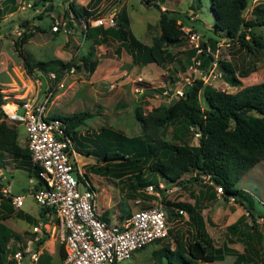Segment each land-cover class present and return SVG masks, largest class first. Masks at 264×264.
<instances>
[{
  "label": "rangeland",
  "instance_id": "rangeland-1",
  "mask_svg": "<svg viewBox=\"0 0 264 264\" xmlns=\"http://www.w3.org/2000/svg\"><path fill=\"white\" fill-rule=\"evenodd\" d=\"M46 1L50 7L42 13L39 9L40 4L35 6L33 0H0V87L4 96L10 95L12 98H25L36 92L42 94L52 89V100L48 111L50 115L58 112L69 114L83 109L90 110L92 115L87 117L77 129L79 137L97 138L104 128L118 130L126 137L142 134L143 130L135 116L136 107L148 111L153 107L169 104L178 98L174 94L175 89L184 87L187 81L195 78L204 76L203 82L206 85L232 93L246 85L264 82V51L257 49L250 52L240 44L227 42L223 38L218 39L214 52H211L212 49L208 46L216 61L212 66L213 68L216 64L213 71L211 68L207 73L204 72L207 75H200V68L195 63L196 59L190 55L193 45L187 41L186 32L191 30L197 33L200 42L204 41L207 44L209 35L206 32L214 23L210 0H201L199 8L197 0H157L161 10L178 11L180 15L189 18V21H186L187 25L183 27L184 46L172 48L178 61L167 64L163 69L151 62L144 63L142 56H138L137 59L140 60L136 59L134 62L130 54L113 38H108L107 43L103 44L98 42L97 38L87 37L83 33V22H75L71 27L66 17L69 3L79 7L87 5L88 9L97 6L99 12L97 10L95 12L99 13L100 18H105L113 10L119 15L124 9L129 18L132 35L142 44L149 46L160 34L159 11L155 7H147L144 0H106L95 5L93 2L88 3L89 0ZM257 1L252 0L245 17L250 15ZM28 2L30 6L27 5ZM190 10L194 12L191 13ZM195 14L205 22L190 18ZM56 17L63 21L58 34L51 31V24ZM28 28L32 29L33 35L24 44L18 45V40ZM254 31L264 42V32L261 27L254 28ZM120 48L121 50L118 51ZM84 54L90 55L98 62L94 73H88L81 66L80 57ZM24 60L33 67V74L27 72ZM218 61L229 62L232 65L235 76L241 79L239 80L242 86L233 87L225 81ZM62 64L68 67L60 70L59 65ZM195 67H198L196 71H194ZM40 68L46 71H41ZM55 68H59V71H55ZM50 74L56 76L52 81L49 80ZM59 82H63V85H58ZM137 87H143L144 92H139ZM164 90L167 92L164 93ZM18 111L21 112L22 109L19 108ZM2 118L6 119L0 105V119ZM15 125L18 142L24 146L26 144L24 126L17 123ZM167 130L165 138L176 142L177 139L172 135L173 125L170 124ZM194 132H190L184 141L188 144H196L198 136ZM77 153L78 167L84 170L85 176L93 184L100 217L106 216L110 222L121 223L126 218L125 214L133 213L147 204L153 207L161 204L167 213L169 225L167 236L145 245L135 251L130 259L116 264H154V251L165 244H168L170 249L175 248V241L178 238L190 240L191 234L196 231L195 224L189 218L191 213L182 216L175 206L169 212L170 209L164 203L167 200L188 204L196 201L205 223L204 230L216 247L229 241V247L241 253L247 249V244L250 242H256V246L259 247L264 246V216H259L264 215V161L257 162L235 183L252 199L257 214L254 220L242 205L233 199L224 198L216 191V186L207 179L188 181L191 175L188 173L173 190H162L158 193L155 188L150 191L145 186L133 192L126 184L122 186L119 183V175L121 179L127 181L131 173L146 167L152 161L138 162L135 170L129 167L123 169L116 164H106L97 160L91 153ZM107 165L112 170H106ZM26 167L22 166L19 159H14L11 154L0 150V190L9 186L11 194H25L23 206L15 208L11 199H7L8 194L2 192L0 221L5 222L22 241L33 237L32 225L40 221L38 212L40 207L29 194L30 187L37 181V175L34 169ZM73 175L75 176L76 172H73ZM156 179L158 183L165 182L164 178L156 176ZM166 185L168 188L173 186L171 183ZM20 210L24 214L27 213L28 218L21 219L16 216V211ZM240 218L244 219L240 233L231 232L227 226ZM248 233L251 234L250 237ZM50 236L49 234L44 238L45 257H48L51 264H63L60 240L56 235ZM20 239L12 238L14 242L11 243L14 244V248L20 243ZM10 252H7L0 264H11ZM234 259V254L226 253L215 263L232 264ZM159 264H166V261L163 259Z\"/></svg>",
  "mask_w": 264,
  "mask_h": 264
},
{
  "label": "trees",
  "instance_id": "trees-1",
  "mask_svg": "<svg viewBox=\"0 0 264 264\" xmlns=\"http://www.w3.org/2000/svg\"><path fill=\"white\" fill-rule=\"evenodd\" d=\"M100 1L102 0H89L88 3L98 4ZM33 2L35 6L40 4L39 9L42 13L50 7L46 0H33ZM251 2L252 0H210L214 23L206 32L209 35L207 44L204 41L200 42L203 50L199 53L195 48L190 50V55L199 61L198 66L203 72L207 73L214 61V57L207 52V48L209 46L212 49L211 52H214L220 38L227 42L238 43L250 52L257 49L264 51V42L254 31V28L261 27L264 32V4L254 5L250 15L245 17ZM144 3L147 7L152 6L159 11L160 34L149 46L142 44L132 35L129 29V18L124 9L119 15L116 13L114 26H108V28L90 26L87 20L90 17H98L99 13L74 3L68 4L66 17L69 18L70 11L74 17L73 21L85 23L86 29L83 33L87 37L97 38L96 40L103 44L107 43L108 38H113L130 54L134 62L138 56H142L144 63L151 62L163 69L167 64L178 61L172 48L184 46L183 27L187 25L186 21H189V18L180 15L178 11L161 10L157 0H144ZM200 5L201 0H197V7L199 8ZM67 21L69 26L74 25L69 19ZM193 27L192 25L191 28ZM58 32L54 31L55 34ZM32 35V29L28 28L18 40V45L24 44ZM120 50L121 48L118 49ZM80 60L81 66L88 73L95 71L98 63L96 59L84 54L81 55ZM24 61L27 72L33 74V67L27 60ZM218 62L225 81L233 87L242 86L235 76L232 65L225 61ZM59 67L61 70L68 65L62 64ZM39 70L46 71L44 68ZM54 70L59 71V68ZM3 101L5 97L0 87V105ZM54 114L67 124V134L80 153H91L97 160L106 164H116L123 169L129 167L135 170L138 162L152 161L146 167L131 173L127 181L121 179L119 175V183L122 186L126 184L131 191L135 192L151 184L158 189L156 176L164 178L166 183L180 184L188 173H191L188 181L202 180V175H205L213 185L221 186V194L224 198L232 197L255 220L257 214L254 211L252 199L235 183L257 162L264 161V82L246 85L232 93L213 88L206 85L201 78H195L183 87V95L169 104H162L148 111L136 107L135 116L143 131L142 134L133 137H126L118 130L104 128L97 138L84 136L81 139L82 137L77 135V129L87 117L92 115L90 110ZM15 124L4 118L0 119V150L11 154L14 159L21 161L22 166H27L26 168L34 169L36 172L38 165L32 161L27 145L19 144ZM170 124L173 125L172 135L177 139L176 142L165 138ZM195 130L200 131L198 141L196 144H188L184 138ZM108 169L112 170L107 165L106 170ZM79 179L82 178L79 177ZM0 196L2 197V190H0ZM7 199L10 200V197L7 196ZM164 203L170 209L169 212L172 211L173 206L190 212L189 218L195 224L196 231L191 234L190 240L176 239L175 248L170 249V246L165 244L154 251V264H159L163 259L166 264H219L215 262L222 259L226 253L235 255L232 264H264V246H256V242L248 243L247 249L241 253L229 247V241L217 247L214 246L204 230L205 223L196 201L193 204L175 203L169 200ZM146 206L151 207L148 204ZM38 212L40 218L44 217L45 212L42 208ZM130 214L125 215L127 217ZM16 216L22 219L28 214L20 210L16 211ZM101 218L108 219L106 216ZM243 222L244 219L240 218L227 227L233 233H240ZM250 236L251 234L248 233V237ZM13 237L20 238L5 222L0 221V262L7 252L14 249L9 245ZM44 238L40 243L44 241ZM60 253L63 259L66 253L62 242ZM10 263L14 264L13 261ZM40 264H51L48 257H45V252L41 255Z\"/></svg>",
  "mask_w": 264,
  "mask_h": 264
},
{
  "label": "built area",
  "instance_id": "built-area-1",
  "mask_svg": "<svg viewBox=\"0 0 264 264\" xmlns=\"http://www.w3.org/2000/svg\"><path fill=\"white\" fill-rule=\"evenodd\" d=\"M27 5L30 6V2ZM115 16L116 12L113 11L105 18L94 17L87 21L90 25L108 28L114 26ZM69 17L70 20L74 18L70 12ZM61 23L63 21L54 18L51 31H59ZM83 24L86 29V24ZM186 36L189 44L197 49V53L203 50L197 33L190 30L186 32ZM207 49V52H210V49ZM215 62L214 60L213 63ZM195 63L198 66L199 61L196 60ZM214 67L210 68L211 71ZM197 68L195 67L194 71ZM199 73L205 74L200 69ZM55 77V74H50L49 80L52 81ZM201 79L205 80V77L202 76ZM190 82L187 81L186 85ZM59 84L63 85V82ZM136 89L144 92L143 87ZM166 92L167 90H164V93ZM52 94L53 90L49 89L42 94L36 92L25 98H12L7 95L1 103L5 118L24 126L30 157L38 165L37 181L30 187L29 194L45 212L44 217L32 226L34 236L28 238L25 247L11 252L14 264H40L43 253L40 240L49 234L52 237L56 235L60 243L64 244L66 254L62 259L63 264H116L130 259L135 251L145 245L162 240L169 232V225L167 213L161 204L140 207L121 223L100 217L93 184L77 165L78 153L67 134V124L57 115L48 113ZM174 94L177 97L182 96L183 87H177ZM19 108L22 109L21 112L18 111ZM194 133L200 135L198 130ZM73 172H76L75 176ZM202 178L208 180L205 175H202ZM172 184L173 186L168 188L164 181L159 182L158 189L155 190L159 193L162 190L177 188L176 183ZM154 186L151 184L146 188L151 191ZM1 190L8 194L15 208L23 206L25 194L13 195L9 186ZM216 191L221 193V186L216 187ZM177 212L182 216L189 214L183 208H178Z\"/></svg>",
  "mask_w": 264,
  "mask_h": 264
},
{
  "label": "crops",
  "instance_id": "crops-1",
  "mask_svg": "<svg viewBox=\"0 0 264 264\" xmlns=\"http://www.w3.org/2000/svg\"><path fill=\"white\" fill-rule=\"evenodd\" d=\"M104 1H106V0H102V1H100V2H104ZM258 3H261V4H264V2H262V0H258L257 1V3H255V5L256 4H258ZM96 3H94L93 5H95ZM85 7H87V5H85ZM98 8L99 7H94V8H89L90 10H93L94 12H95V10H97V12H99L98 11ZM113 11H116V10H113ZM113 11H111V12H113ZM70 12V11H69ZM190 12L192 13V12H194V11H192V10H190ZM68 17H69V13H68ZM92 18H94V17H90L89 19L91 20ZM98 18V17H97ZM190 18H192V19H194V18H196V20H199V21H201V22H205V21H203V20H201L198 16H197V14H195L193 17H190ZM69 19V21L70 22H72L73 24H75V21H73V20H70V17L68 18ZM213 24V23H212ZM90 26H95V25H90ZM209 29V28H208ZM97 65H98V63H97ZM97 68V67H96ZM96 70V69H95ZM94 73V72H93ZM240 79V78H239ZM241 80V79H240ZM81 137V136H80ZM84 137H82L81 139H83ZM77 151V150H76ZM78 152V151H77ZM80 156H81V154H80ZM79 156L77 155V158H78ZM256 165V164H255ZM254 165V166H255ZM254 166H252V168L254 167ZM81 168V167H80ZM82 169V168H81ZM83 170V169H82ZM84 171V170H83ZM43 218V217H42ZM41 219V218H40ZM36 224V223H35ZM34 225V224H33ZM32 225V226H33ZM34 236V235H33ZM28 238H30V237H28ZM28 238H26L24 241H22L20 238V243L17 245V247L16 248H14V244L13 243H11V241H12V239L10 240V244H12L11 246L14 248L13 250H11V252H13V251H15V250H17V249H20V248H24L25 247V245L27 244V241H28ZM44 238V237H43ZM41 240H42V238H41ZM40 240V241H41ZM12 242H14V241H12ZM42 244V249H43V252H44V249H45V247L46 246H44V241L41 243ZM10 252V253H11ZM12 261V260H11Z\"/></svg>",
  "mask_w": 264,
  "mask_h": 264
}]
</instances>
